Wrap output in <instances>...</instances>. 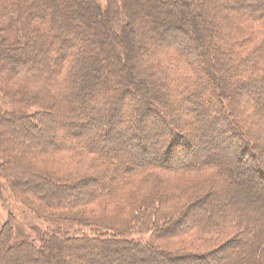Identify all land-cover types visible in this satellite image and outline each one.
Segmentation results:
<instances>
[{"label": "trees", "instance_id": "trees-1", "mask_svg": "<svg viewBox=\"0 0 264 264\" xmlns=\"http://www.w3.org/2000/svg\"><path fill=\"white\" fill-rule=\"evenodd\" d=\"M1 63L0 195L89 233L0 264H264V0H0Z\"/></svg>", "mask_w": 264, "mask_h": 264}, {"label": "rangeland", "instance_id": "rangeland-1", "mask_svg": "<svg viewBox=\"0 0 264 264\" xmlns=\"http://www.w3.org/2000/svg\"><path fill=\"white\" fill-rule=\"evenodd\" d=\"M144 7H148V4L145 3ZM97 31V30H95ZM67 40V39H66ZM67 44H73V39H68ZM78 41V40H76ZM75 43V42H74ZM2 56V55H1ZM0 66L2 68L5 67L4 63H1ZM257 91V90H256ZM254 91V92H256ZM194 96V95H193ZM246 97L245 95H240L236 99V104L239 107H244L246 104ZM177 110L183 114V112L187 109L184 103H177ZM2 107V102L0 100V109ZM185 118H187L186 115L183 114ZM149 121H144L143 122V128H147V124ZM194 127L196 126L195 124H192ZM264 131V130H263ZM262 131V138L264 141V132ZM57 138H59L58 135H56ZM223 157V155H222ZM238 176V175H237ZM4 185V184H3ZM217 198L215 201H212V204L214 208L216 207L217 203ZM221 201V200H220ZM226 202V201H222ZM206 207H211L209 204H207ZM115 207L114 206H108L106 208V211L108 212H114ZM205 209V208H204ZM99 212H101V207H96V206H86V207H81L80 209H77L76 211H71L70 213H74L75 215L82 214V215H98ZM201 216H203V210L202 208L200 210H194L193 213L191 214V220L195 221L196 219H199ZM12 220V236L15 239H20L23 237V235L31 234L33 238H36L34 235V232L32 229L34 228H39L42 231H47V232H52L56 227L63 231V233H69V234H78L77 232L81 233H89L88 228H85L83 226H79L76 224H71V223H64V222H51V221H46L43 220L42 218H38L32 211L24 207L13 195L6 189L3 188V191L1 192L0 195V226L3 225V223L7 219ZM195 219V220H194ZM142 239H146L148 237V234H143L141 236ZM37 242V240H36ZM203 242L200 241H193L191 244L193 248L197 249H204ZM194 245V246H193ZM206 246V245H205ZM210 247V246H209ZM119 250V249H118ZM96 252H92V255H96ZM241 261L239 260L236 264H240Z\"/></svg>", "mask_w": 264, "mask_h": 264}]
</instances>
